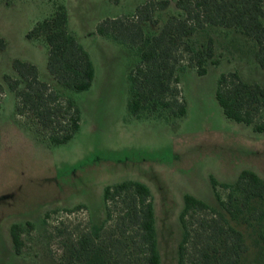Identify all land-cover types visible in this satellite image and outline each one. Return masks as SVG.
<instances>
[{"label": "rangeland", "instance_id": "1", "mask_svg": "<svg viewBox=\"0 0 264 264\" xmlns=\"http://www.w3.org/2000/svg\"><path fill=\"white\" fill-rule=\"evenodd\" d=\"M145 1L0 0V36L5 42L0 48V264H60L68 233L100 220L104 187L129 179L151 189L161 264H177L182 235L178 216L186 193L221 209L211 177L223 199L229 190L225 185L233 184L243 168L264 179V131L226 117L215 96L223 72L237 71L243 80L264 85L256 41L243 33L214 26L192 35L195 46L212 36L219 62L209 61L204 74L195 67L181 71L184 116L130 114L128 71L136 56L96 28L104 18L132 14ZM55 2L66 6L69 31L90 53L95 76L88 89L62 87L47 67V41L42 35L28 36L36 22L53 13ZM178 11L170 0L156 11L157 24L143 23L144 32L154 33ZM15 58L34 63L40 80L76 99L80 127L68 141L50 144L46 130L35 132L32 117L16 112V96L3 77H19L12 65ZM14 222L24 227L20 253L11 245L9 227ZM237 225L247 244L238 264H262L264 219L238 218Z\"/></svg>", "mask_w": 264, "mask_h": 264}, {"label": "trees", "instance_id": "2", "mask_svg": "<svg viewBox=\"0 0 264 264\" xmlns=\"http://www.w3.org/2000/svg\"><path fill=\"white\" fill-rule=\"evenodd\" d=\"M169 1L146 0L132 14L104 18L96 28L136 56L128 71L127 100V108L136 118L171 119L186 114L181 71L195 67L198 74H204L209 61L219 62L212 36L195 46L191 37L198 30L223 26L245 34L256 41L255 57L264 66V0H175L179 11L170 14L154 33H145L143 23L157 24L156 11ZM67 21L66 6L55 2L53 13L36 22L28 36L42 35L47 41V67L56 81L66 89L81 91L91 86L95 68L89 51L69 31ZM4 47L0 36V48ZM12 65L19 77H3L16 96V112L32 117L35 132L46 130L50 144L71 139L81 121L76 99L40 80L34 63L15 58ZM23 81L25 85L20 87ZM215 96L226 117L264 131V85L243 80L237 71L223 72ZM211 183L221 209L191 193L184 195L178 216L182 235L177 264H238L247 244L237 219H264V179L257 172L243 168L233 184L225 185L229 187L225 199L217 191L214 177ZM23 230L18 222L9 227L16 253L24 244ZM58 262L161 264L149 186L132 179L106 185L100 220L87 222L77 233L69 232Z\"/></svg>", "mask_w": 264, "mask_h": 264}, {"label": "crops", "instance_id": "3", "mask_svg": "<svg viewBox=\"0 0 264 264\" xmlns=\"http://www.w3.org/2000/svg\"><path fill=\"white\" fill-rule=\"evenodd\" d=\"M94 76H95V74H94ZM94 79V78H93ZM93 82V81H92Z\"/></svg>", "mask_w": 264, "mask_h": 264}]
</instances>
